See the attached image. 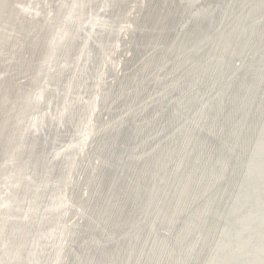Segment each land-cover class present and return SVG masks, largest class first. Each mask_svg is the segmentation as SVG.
Listing matches in <instances>:
<instances>
[{
  "label": "bare ground",
  "instance_id": "6f19581e",
  "mask_svg": "<svg viewBox=\"0 0 264 264\" xmlns=\"http://www.w3.org/2000/svg\"><path fill=\"white\" fill-rule=\"evenodd\" d=\"M18 1L0 264H264V0Z\"/></svg>",
  "mask_w": 264,
  "mask_h": 264
},
{
  "label": "rangeland",
  "instance_id": "374dc122",
  "mask_svg": "<svg viewBox=\"0 0 264 264\" xmlns=\"http://www.w3.org/2000/svg\"><path fill=\"white\" fill-rule=\"evenodd\" d=\"M18 1V0H17ZM23 0H20L18 1L19 3L17 4V8H20L21 6V3H22ZM56 4H57V1H56ZM16 14V13H15ZM8 22H9V19H8ZM8 24V23H7ZM7 24H1L2 26H5ZM16 25V24H15ZM21 32L18 34L17 33V36H15V47L14 49L16 48H23V45L25 46L27 44V42H23L21 41V38H22V33H26L24 30H20ZM25 39V38H24ZM34 39V38H33ZM19 61L17 59H15V56H13V53L10 54L9 56V59H8V62L5 64L4 60H2V63L0 64V67L4 66V65H7L8 64V67L10 68V72L8 73H3L1 70H0V79L5 77L7 74V76L2 79L1 81L5 80L6 78H11V77H17V76H21L23 75V72L22 70H17V69H14V65L17 64ZM1 69V68H0ZM20 82V81H19ZM0 88H3V85L2 83L0 82ZM17 89V88H16ZM13 90V88L11 89V91ZM12 93H14V90L12 91Z\"/></svg>",
  "mask_w": 264,
  "mask_h": 264
},
{
  "label": "water",
  "instance_id": "95a60500",
  "mask_svg": "<svg viewBox=\"0 0 264 264\" xmlns=\"http://www.w3.org/2000/svg\"><path fill=\"white\" fill-rule=\"evenodd\" d=\"M58 47V46H57Z\"/></svg>",
  "mask_w": 264,
  "mask_h": 264
}]
</instances>
